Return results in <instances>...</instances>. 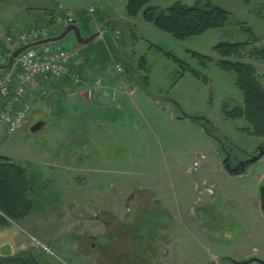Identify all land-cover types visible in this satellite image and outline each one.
<instances>
[{
	"label": "rangeland",
	"instance_id": "obj_1",
	"mask_svg": "<svg viewBox=\"0 0 264 264\" xmlns=\"http://www.w3.org/2000/svg\"><path fill=\"white\" fill-rule=\"evenodd\" d=\"M127 2L42 0L36 4L45 8L61 4L81 12L60 10L50 17L43 11L39 16L49 17V24L15 31H45L47 36H55L61 31L53 35L52 28L63 27L56 18L65 15L83 36L109 29L136 77L132 80L126 72L116 70L119 56L114 45L110 41L106 47V38H101L94 46L96 51L105 47L97 56L98 67L87 62L93 66L89 84L96 98L92 103L75 100V110L81 114L72 127L63 123V110L58 109L62 105L71 110L72 98L43 92L41 109L32 110L28 126L13 134L0 130V156L26 169L33 203L26 219L0 226V257L29 252L40 264H237L255 254L252 258L264 261L260 206L264 157L243 175L231 176L223 168L225 154L216 137L247 154L264 138L247 134L244 129L249 126L244 120L227 118V112L244 106V96L235 72L223 70L213 55V48L220 43L250 42L247 30H251L257 42L243 54V60L256 68L264 85V58L253 55V48L264 49V0H150L161 12L175 3H211L231 14L225 27L183 41L147 23L142 12L129 17ZM121 18L129 20L122 22ZM10 37L17 39L14 32ZM56 46L72 49L77 43L69 35ZM11 49L5 38H0V55ZM81 51L79 48L74 63L81 58ZM195 52L213 60L201 62ZM168 54L199 77L184 73ZM143 57L146 71L139 69ZM57 80H67L75 90L84 85L77 87L70 77ZM106 85L109 90L102 89ZM91 111L93 117H113L112 122L100 127L95 124L99 132L93 143L71 142L73 137L91 135L87 114ZM38 114L46 126L33 133ZM184 116L187 118L182 120ZM201 155L202 166L191 173L189 166ZM204 182L213 188L214 196H205L197 204V188L203 190ZM154 191L173 213L172 219Z\"/></svg>",
	"mask_w": 264,
	"mask_h": 264
},
{
	"label": "trees",
	"instance_id": "obj_2",
	"mask_svg": "<svg viewBox=\"0 0 264 264\" xmlns=\"http://www.w3.org/2000/svg\"><path fill=\"white\" fill-rule=\"evenodd\" d=\"M126 12L129 17H137L142 12L143 19L147 23L181 41L202 35L209 30L223 28L231 18L229 12L211 3H197L193 6L175 3L165 12H161L150 4V0H128ZM48 15L51 17L52 13ZM247 31L251 36L250 42L220 43L213 48V55L223 70L235 72L236 84L244 96V106H237L227 112V118L244 120L249 126L244 129L247 134L264 138V85L256 68L243 60V54L257 42V39L251 30ZM193 55L201 62L213 60V57L196 52ZM253 55L264 58V49L253 48ZM168 56L181 66L184 73L192 72L199 77L198 72L182 61L173 55L168 54ZM141 60L144 63L139 65V69L146 71L145 57ZM134 73L136 75V71ZM144 80L148 83L147 77ZM31 193L26 169L13 162L11 158L0 156V226L10 222H20L30 215L33 210ZM0 264H40V262L32 253L23 252L3 255L0 257Z\"/></svg>",
	"mask_w": 264,
	"mask_h": 264
},
{
	"label": "built area",
	"instance_id": "obj_3",
	"mask_svg": "<svg viewBox=\"0 0 264 264\" xmlns=\"http://www.w3.org/2000/svg\"><path fill=\"white\" fill-rule=\"evenodd\" d=\"M56 22L60 25L71 24L73 19L65 15L64 18L57 17ZM15 34L17 39L13 41L10 37L13 35L0 22V38H5L7 46H12L11 51L47 36L45 31L35 30L29 34L16 32ZM78 56L79 49H66L53 45L32 48L23 53L8 71L0 75V130L13 134L23 129L28 123L32 109L28 89L37 80L70 77L74 85L80 84L81 77L72 69V63ZM3 60L2 53L0 61ZM117 70L123 72L121 66H117ZM203 158L204 156H201L192 164L189 168L191 173L200 168ZM202 187L203 190L200 187L197 188V204H200L205 196H214L213 188L209 187L206 182L202 184Z\"/></svg>",
	"mask_w": 264,
	"mask_h": 264
},
{
	"label": "crops",
	"instance_id": "obj_4",
	"mask_svg": "<svg viewBox=\"0 0 264 264\" xmlns=\"http://www.w3.org/2000/svg\"><path fill=\"white\" fill-rule=\"evenodd\" d=\"M42 0H0V21H2L11 31H15L19 28H23V27H32L35 25H46L49 24L50 18L49 17H41L39 16L40 14H42L43 11L49 13V12H58L60 10L63 11H71L75 14L80 13L81 10H71L70 8H62L61 4H58V6H56L55 8H45V7H41V4H36V3H41ZM34 7H31V5H35ZM84 9V8H83ZM38 16V17H36ZM103 20H109L110 22H114V23H118V19H116L115 17H101ZM37 19V21L35 22H29L31 20ZM122 22H126L129 19L126 18H121ZM124 19V20H123ZM52 33L53 35L56 34L58 31H60V28H52ZM106 30V29H105ZM86 34V36L90 35ZM84 36V37H86ZM106 38V43L105 46L106 47H110V41L111 38L108 39V35H105ZM101 39V38H100ZM100 39L95 40L94 42H92L91 44L82 47V51H81V58L74 63V67L75 69L84 77V85L82 87H80L78 90H75L74 88L70 87V83L66 80V81H61V80H57V81H53L54 79H46V78H42L37 80L35 83L31 84L29 86V98L31 99L32 102V110L38 108L41 109L40 106V97L42 96V93L45 92V95L47 93H49L50 96H54L55 94H59L62 93V99L66 98L65 95H67L69 98H72L71 103L73 101V104L71 106V110H67V108H64L62 105L58 106V109H61L63 111H60L61 114H64L62 116L63 119V123H66V125L71 123V127L73 125V120L80 116L81 112L80 111H76L75 110V105H76V101H80V100H84L87 103H92L94 101V99L96 98L93 94H91L92 91V87L89 84V77L91 69H93V66L87 62H97V56L104 50V46L101 45V48L99 49V51H96L94 49L95 43H97L98 41H100ZM76 47V46H75ZM103 60V59H102ZM105 60V59H104ZM117 61V60H116ZM119 62V61H118ZM89 65H91L89 67ZM98 67V65H95V67ZM94 67V68H95ZM97 70V69H96ZM95 70V71H96ZM1 74V73H0ZM128 82V81H127ZM134 83V82H133ZM62 84V85H61ZM130 86L133 88V84L130 83ZM102 89L105 90H109L110 86L106 85L104 86ZM100 90V89H99ZM96 91V90H93ZM64 93V94H63ZM135 93V90L133 92V94L130 96L129 94H127V91L124 93L125 95H127L128 97H132ZM124 95V96H125ZM58 101H60V99H58ZM63 103V101L61 102ZM41 111V110H40ZM42 113V112H41ZM93 111L91 112H87V114L91 117V135L87 134L84 135L82 138H80V136L78 137H73L71 142H75V143H81L83 145H88V143L92 140H94L93 137H95L94 135L98 134L99 132V127L100 124L104 122L105 123H110L112 122L113 117H109L106 119H102L99 118L98 116L93 117ZM42 114H38V118L41 117ZM88 116V117H89ZM61 119V120H62ZM102 119V120H101ZM30 121H31V116H30ZM69 123H68V122ZM98 124L99 127H96L95 124ZM30 124V122H29ZM28 124V125H29ZM68 129H70L68 127ZM75 133L78 134V130L79 128L76 129ZM94 131V132H93ZM80 134H86L83 132H79ZM77 136V135H76ZM83 138H85L86 140H83ZM69 141V140H68ZM67 141V142H68ZM90 143H93V142ZM85 147V146H84ZM154 193L156 194V198L161 202L162 206L166 209L169 218L172 219V215L173 213H169V211L171 212V210L167 207V205L164 203L163 199L159 198L158 192L154 191ZM107 213H113L112 211H106ZM255 254H248V257H253Z\"/></svg>",
	"mask_w": 264,
	"mask_h": 264
},
{
	"label": "water",
	"instance_id": "obj_5",
	"mask_svg": "<svg viewBox=\"0 0 264 264\" xmlns=\"http://www.w3.org/2000/svg\"><path fill=\"white\" fill-rule=\"evenodd\" d=\"M69 35H73L76 43L78 46L83 47V46H87L89 44H91L92 42H94L95 40H97L98 38H100L103 35H108L111 38V42L114 45L115 51L117 53V55L119 56L120 60L123 62V64L126 67V71H127V76L130 79H134L136 77L134 71H133V67L131 65V63L129 62V60L127 59V57L124 55L123 51L121 50L120 46L118 45L117 41L115 40V38L111 35V33L109 31H101V32H94L91 35L84 37L81 34V31L79 29V27L76 24H69V25H65L61 32L56 35V36H51L45 39H41L32 43H29L27 45H24L20 48H18L17 50H15L14 52L7 54V61L4 64H0V72H4L6 70H8L10 68V66L13 64V62L18 59L20 57L21 54H23L24 52H26L27 50L31 49V48H35V47H42V46H46V45H55L58 43H61L62 41H64ZM187 116H184L182 118L186 119ZM201 121L207 122L204 119H200ZM32 126V132L36 133L39 130L43 129L46 126V123L43 121H39V120H35ZM201 126L204 127V130L209 134L208 132V128L202 124ZM264 157V142L261 143L254 151H253V155L251 157V159L249 161H246L243 163V168H237V169H232L229 167V165L225 166V171L231 175V176H238V175H243L246 172V168H248L249 166L257 163L261 158ZM227 161V160H226ZM226 161H224L226 163ZM261 211L264 214V187H262L261 189ZM252 262H257L259 264H264V261L259 259V258H251L248 261H245L243 263H238L237 264H249Z\"/></svg>",
	"mask_w": 264,
	"mask_h": 264
},
{
	"label": "flooded vegetation",
	"instance_id": "obj_6",
	"mask_svg": "<svg viewBox=\"0 0 264 264\" xmlns=\"http://www.w3.org/2000/svg\"><path fill=\"white\" fill-rule=\"evenodd\" d=\"M37 119L39 121L43 120V118H41V117H39V118L37 117ZM212 137H214V136H212ZM216 140H218V145H219L220 149L223 151V153L225 154V159L223 160L224 170H225L226 165H229V167L232 169L243 168V163L246 161H249L253 155V152H251L250 154H247L246 152L241 151L237 147H233L232 144H228L227 142L222 141L218 137H216ZM224 161H226V163ZM246 171H247V168H246ZM260 205H261V197H260ZM93 247H94V245H93ZM213 264H216V263H213Z\"/></svg>",
	"mask_w": 264,
	"mask_h": 264
}]
</instances>
